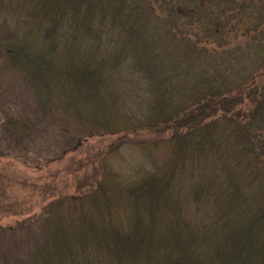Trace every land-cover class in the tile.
I'll return each mask as SVG.
<instances>
[{"label": "trees", "instance_id": "1", "mask_svg": "<svg viewBox=\"0 0 264 264\" xmlns=\"http://www.w3.org/2000/svg\"><path fill=\"white\" fill-rule=\"evenodd\" d=\"M10 15L0 85L21 80L40 115L0 127L41 152L17 157L42 171L34 188L69 193L0 228V264H264V0H19ZM133 149L143 162L122 172Z\"/></svg>", "mask_w": 264, "mask_h": 264}, {"label": "rangeland", "instance_id": "2", "mask_svg": "<svg viewBox=\"0 0 264 264\" xmlns=\"http://www.w3.org/2000/svg\"><path fill=\"white\" fill-rule=\"evenodd\" d=\"M18 1L19 0H1L0 21L2 26H10V24H8L9 22L7 21L9 20V18L11 19V7ZM5 18H7V20ZM6 39L7 34L0 33V43L2 42V40ZM0 81L2 80L0 79ZM7 81L8 83H10L9 89H13L15 87L14 84L16 85V88L14 91L10 90V92H12L10 94H3V92L8 87L4 86L5 84L0 85V107L2 108L0 109V118H4L5 122L10 121L8 117H19V119H21L26 118V116H30L37 119L36 116L40 115V112L37 111L38 105H36L37 102H30V100L28 99L27 86H25V84L23 85L21 80L15 81L14 83L10 82L9 80ZM16 89L17 91L22 92H18L16 95L14 93ZM9 136L10 134L6 136L5 133L2 132V129L0 127V228H3L6 231L7 229H11L16 225H20V223H22L23 221L24 223L27 220L29 221V219H32L35 214H40L42 208L49 204L52 200L62 196L61 194L69 193V190L66 187L68 184L64 185V179L60 178H54V181L56 183L50 186L48 189H44L45 186L41 189H38V184L34 188L33 180H38L39 174L42 171H38L32 168L27 169L28 165H24L17 158L21 153L26 154L27 151L31 150L34 147L31 146V141L28 138H25L21 142L17 143V147H15L14 142L9 138ZM101 143V139L96 137L85 143V145L81 149L79 158L82 159L85 157H89V167L87 169L84 168L83 172H91L92 169L97 168L101 159L98 149ZM37 149L39 150V148ZM124 152H126V158L128 160L127 166L123 165L121 169L122 172L126 173L127 170H130V168L132 169L133 166L129 165L131 159H137L135 165L143 162V155H141V152L137 151L136 149L125 150ZM2 153H10L12 156L9 157V159H1ZM38 153L41 152L35 149L27 152L29 156H34L35 154L38 155ZM42 154H44V152ZM144 162L148 161L144 159ZM57 167V165H54L52 168H46L45 170H55ZM63 167H66V162H64L62 167L59 168L61 169ZM49 175L50 174H48L47 176ZM53 176L45 179L43 181L44 185H46L47 182H51V180H53ZM30 184H32L33 189L30 187ZM40 186L42 185L40 184ZM63 215L65 216L66 214ZM8 233L12 236V233L10 231H8Z\"/></svg>", "mask_w": 264, "mask_h": 264}]
</instances>
